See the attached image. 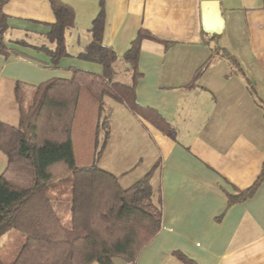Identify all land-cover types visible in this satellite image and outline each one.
<instances>
[{"label": "crops", "instance_id": "obj_1", "mask_svg": "<svg viewBox=\"0 0 264 264\" xmlns=\"http://www.w3.org/2000/svg\"><path fill=\"white\" fill-rule=\"evenodd\" d=\"M61 1L73 7L75 25L66 30L69 56L59 67L34 47H55L48 39L56 22L51 1L6 0L0 6L9 46L0 56V121L19 124L18 82L34 90L51 78H69L68 67L86 69L71 59L82 60L78 55L92 40L103 1V44L126 69L116 81L132 83L123 55L140 29L170 41H141L139 111L114 99L107 116L110 134L99 166L124 188L154 169V198L162 206L161 229L137 260L116 257L113 264H188L176 251L197 264H264V182L252 197L229 202L230 194L254 184L264 164V0ZM205 1L219 3L221 33L214 32L215 21L213 33L204 30ZM6 165L0 150V174Z\"/></svg>", "mask_w": 264, "mask_h": 264}, {"label": "trees", "instance_id": "obj_2", "mask_svg": "<svg viewBox=\"0 0 264 264\" xmlns=\"http://www.w3.org/2000/svg\"><path fill=\"white\" fill-rule=\"evenodd\" d=\"M5 1L0 0V6ZM50 1L56 22L50 25L48 39L55 47H34L50 57L51 66L59 67L69 56L66 30L75 25V11L61 0ZM100 5L91 29L92 40L78 58L99 63L102 71L68 67L69 78L42 82L34 88L31 100L25 84L18 82L15 96L19 124L0 121V150L7 156L0 174V237L6 236L0 248V264H113L116 257L134 262L161 229V201L154 198L151 183L154 169L124 188L115 174L98 163L110 134L109 118L104 115L105 98L120 101L137 113L135 84L141 75V41H170L140 29L123 55L132 71V83L116 81L119 58L112 47L103 44V1ZM7 29V17L2 14L0 56L9 53ZM217 51L235 61L226 49ZM82 120L98 121L94 135L103 133L104 142L95 154L91 153L89 163L78 157L77 149L86 142L85 132L79 128ZM263 182L264 164L254 184L230 194L229 202L252 197ZM56 201L70 203L69 223L63 221ZM175 254L188 264H197L180 251Z\"/></svg>", "mask_w": 264, "mask_h": 264}, {"label": "rangeland", "instance_id": "obj_3", "mask_svg": "<svg viewBox=\"0 0 264 264\" xmlns=\"http://www.w3.org/2000/svg\"><path fill=\"white\" fill-rule=\"evenodd\" d=\"M70 49H73V48H70ZM71 61L72 63L83 65V67H85L86 69H89L94 72L100 70V64L97 62L83 61V60H79L75 58L73 60L71 59ZM116 70H117L116 77L122 76L123 73L126 72L125 67L120 66L119 64L116 65ZM27 87H28L27 96H28V99L31 100L33 96V91H34V90H31L33 85L29 84ZM115 104L116 103L114 99H111V97H107V100L105 101V111H104L105 116H109L110 114L113 113ZM82 108H85V107H82ZM89 117H90L89 119L91 120V116ZM96 125H98V121L97 123L96 122L91 123V122L82 120V122L80 123L79 128H80V131L85 132V136H83V138H86V142H81L82 143L81 148L77 150L79 152L78 157L81 159L83 163L91 162L93 158L91 157V153L95 154V152L100 149V147L102 146L104 142L102 132H100L99 136L97 134L94 135L96 132ZM55 205L63 221L65 223H69L71 220L70 203L68 201H56ZM5 238L6 236L0 237V245L3 241H5L4 240Z\"/></svg>", "mask_w": 264, "mask_h": 264}, {"label": "water", "instance_id": "obj_4", "mask_svg": "<svg viewBox=\"0 0 264 264\" xmlns=\"http://www.w3.org/2000/svg\"><path fill=\"white\" fill-rule=\"evenodd\" d=\"M203 8V26L204 30L208 33H213L211 29L212 23L215 21L218 23L219 27L214 30L215 33H221L224 27V19L221 15V10L218 2L205 1L202 4ZM212 8V10L210 9ZM210 10L212 12L209 13Z\"/></svg>", "mask_w": 264, "mask_h": 264}]
</instances>
